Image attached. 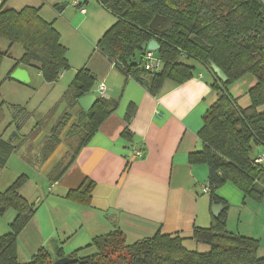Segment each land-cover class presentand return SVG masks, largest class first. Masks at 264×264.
<instances>
[{
  "label": "trees",
  "instance_id": "1",
  "mask_svg": "<svg viewBox=\"0 0 264 264\" xmlns=\"http://www.w3.org/2000/svg\"><path fill=\"white\" fill-rule=\"evenodd\" d=\"M117 22L108 29L97 44L100 50L127 79L142 85L151 95L157 96L166 81L183 84L193 77L194 67L187 59L209 69L216 64L228 77L221 83L214 75L213 88L217 101L203 116L199 138L203 149L190 154L192 165H206L209 176L212 206L224 208L214 217L209 228L195 227L188 238L182 234L157 233L132 245L126 242L121 230L96 237L87 249L86 256L79 251L70 258L72 264H264L258 255L260 245L253 238L236 235L227 230L229 204L217 194L227 183L240 189L244 198L260 200L264 197V159L253 158L254 145L264 146V5L261 0H97ZM73 5V4H72ZM2 6V5H1ZM57 8V7H56ZM62 14L64 8H57ZM39 9L26 7L20 11L0 7V37L13 45L19 43L25 53L20 64L35 67L48 83H55L70 70L67 48L53 24L44 21ZM173 22L166 33L150 29L155 16ZM156 39L160 45L159 58L163 68L154 74L143 67V56L148 44ZM142 56L136 61V54ZM0 53V61L3 58ZM210 70V69H209ZM247 75L256 78L248 92L251 104L242 108L239 100L230 93V86ZM97 77L88 68L80 69L67 90L64 100L69 112L51 129L40 144L38 156L46 162L62 143V134L73 119L72 111L78 100L92 94ZM119 107V101L98 97L93 108L79 109L77 120L71 122L67 137L82 135L68 160L63 159L50 173L53 183L58 182L75 162L80 151L97 133L104 121ZM15 128H24L29 114L26 108L15 109ZM136 113L131 105L125 116L130 123ZM4 119L0 105V122ZM84 134V135H83ZM123 136L132 139L128 129ZM19 145L0 136V168H5ZM129 164L126 167L128 171ZM6 192L0 193V214L15 211L11 231L0 235V264H22L18 259V237L36 214L37 208L21 195L19 189L27 182L21 177ZM204 184L203 186H205ZM95 183L86 180L78 189L71 190L67 199L83 206H91ZM208 247L195 251L187 245ZM60 257H63L62 253ZM26 264H52L47 249L40 250Z\"/></svg>",
  "mask_w": 264,
  "mask_h": 264
},
{
  "label": "crops",
  "instance_id": "2",
  "mask_svg": "<svg viewBox=\"0 0 264 264\" xmlns=\"http://www.w3.org/2000/svg\"><path fill=\"white\" fill-rule=\"evenodd\" d=\"M79 1L86 13L80 12L83 17L79 19L72 17L70 32L73 42L79 44L82 61L75 67L67 52L70 69L75 68L76 73L84 67L92 71L97 77L92 94L99 97L98 86L104 84L107 99L118 100L119 107L104 121L63 177L52 182L49 191L55 192L57 233L37 232L36 221L32 219L18 237V259L22 264L31 262L40 250L47 249L51 240H58L63 257H71L77 251L79 256H86L92 253L93 249L87 246L96 237L115 230L125 234L128 245L157 233L182 234L189 238L195 227L209 228L213 218L224 210L222 207L216 215L211 199L201 196L202 187L208 181V167L189 162L191 153L202 150L199 131L204 114L218 99L217 92L199 74L183 84L166 81L157 96L151 95L138 82L127 79L100 50L87 48L88 44L96 47L117 20L104 26L103 20L92 16L106 13L98 1ZM89 21L91 27L79 32ZM21 68L28 72V67ZM131 105L136 107V113L128 123L125 116ZM80 108L78 105L75 109ZM126 129L132 139L123 136ZM3 138L13 140L14 137ZM137 152L142 155L137 156ZM86 180L95 183L91 206L67 199L68 193ZM225 185L217 194L228 202L232 191L238 193V188ZM227 187L231 190L224 193ZM188 243L192 244L191 248H197L193 242Z\"/></svg>",
  "mask_w": 264,
  "mask_h": 264
},
{
  "label": "rangeland",
  "instance_id": "3",
  "mask_svg": "<svg viewBox=\"0 0 264 264\" xmlns=\"http://www.w3.org/2000/svg\"><path fill=\"white\" fill-rule=\"evenodd\" d=\"M72 2L73 0H2L1 7L18 11L26 7L38 8L41 18L53 24L63 34V39L60 34L63 40L62 43L68 47L71 62L75 63V67H78V65H81L82 56L78 52L79 44L77 42L74 43L72 40L70 21H73L72 17L78 16L79 19V17L82 18L83 16L81 17L80 11L73 7ZM56 7L64 8L63 13L59 14ZM92 16L103 20L104 26L109 25L115 19L117 20L116 17L107 11L104 15L93 14ZM100 16L104 17L100 18ZM91 20H93V17ZM91 25V21H89L79 32H84ZM89 47L90 49L97 48L95 44L91 46L88 44L87 48ZM0 53L4 55L0 61V105H2L4 117L3 121L0 122V136L5 138L13 136V141L19 145L17 151L10 156L6 167L0 168V193L6 192L17 181L20 180L22 182L21 177H26L27 182L19 191L21 195H23L22 193L27 195L28 199H26L28 202L37 208L33 217L36 221L34 229L37 232L42 231L43 235L50 232L56 234L59 220L56 206L53 203L55 202V192L49 191L52 185L49 175L58 163L63 159H69L80 142L81 134L75 137H67V130L71 122L73 123L77 120V116L80 113L79 110L74 109L72 111L73 119L62 134V143L54 154L44 163L38 154L40 152V144L51 129L66 112H69L64 96L72 84L75 77L74 73L77 70L71 68L55 83H48L37 68L28 67L30 82L24 84L11 79L13 72L17 68L23 67L20 61L24 57V47L19 43L12 45L6 38L0 37ZM158 55L159 52H156L157 57ZM141 56L140 53H137L136 61H140ZM184 61L194 67L192 79L202 74L205 77L204 82L213 87V76L204 66L190 59ZM171 83L173 82L171 81ZM253 83H256V78L252 75H247L230 86V93L239 100V105L242 108H246L251 104L248 92ZM213 90L215 91L214 88ZM17 108H26L29 114L26 125L19 131L16 128H11L14 125L12 122L15 118L14 116H16L15 109ZM260 111H264V106L260 108ZM14 133L18 135L21 141L15 138ZM252 157L264 159V146L254 145ZM228 185L233 186L231 183H227L225 186ZM225 190L224 193H228L231 189L227 187ZM237 190L238 193L232 191L231 198L228 201L229 218L227 220V230L233 234L257 240L260 245L258 255L264 258V197L260 200L245 199L243 193H241L242 191L240 189ZM201 196L211 199L210 195L203 194L202 191ZM15 218L16 213L13 210L3 215L0 214V235H5L11 231L10 223ZM37 236L39 237L38 233ZM187 245L190 247L192 244L187 243ZM195 246H197V248H194L197 249L195 251L208 250V247H204V245Z\"/></svg>",
  "mask_w": 264,
  "mask_h": 264
},
{
  "label": "water",
  "instance_id": "4",
  "mask_svg": "<svg viewBox=\"0 0 264 264\" xmlns=\"http://www.w3.org/2000/svg\"><path fill=\"white\" fill-rule=\"evenodd\" d=\"M262 4L264 5V0H261ZM2 5V1L0 0V7ZM173 27V22L167 18L162 16H155L153 21L151 22L150 29L156 33H166ZM147 50L150 52H159L160 45L156 39L152 40L147 47ZM211 74H213L221 83H227L228 77L224 74V72L214 63H210L209 66ZM11 79L20 83H29L30 78L28 76V72L22 68H17L13 74L11 75ZM98 101V96L95 94H88L83 96L78 100L79 106L85 111H90L93 106ZM15 138L18 141L21 139L18 137L16 133H14ZM13 137V136H11ZM222 206H215L214 212L217 215L219 211H221ZM47 250L52 256V264H72L77 262V259L70 258V257H60L61 250L60 244L58 240H51L47 246Z\"/></svg>",
  "mask_w": 264,
  "mask_h": 264
},
{
  "label": "built area",
  "instance_id": "5",
  "mask_svg": "<svg viewBox=\"0 0 264 264\" xmlns=\"http://www.w3.org/2000/svg\"><path fill=\"white\" fill-rule=\"evenodd\" d=\"M73 6L78 8L81 13L85 14L86 9L83 7L81 2L79 0H73L72 2ZM143 67L147 72H150L151 74L159 72L163 68V62L159 57L156 56L155 52H150L146 50L143 56ZM98 92L99 96L102 98H107V88L104 84H101L98 86ZM137 156H141V152L136 153ZM263 162V159L260 157L257 160V163ZM202 192L203 194H208L210 192V185L206 184L205 186L202 187Z\"/></svg>",
  "mask_w": 264,
  "mask_h": 264
}]
</instances>
